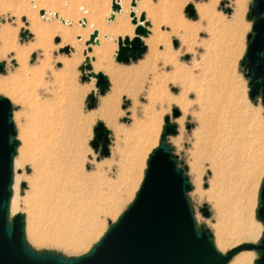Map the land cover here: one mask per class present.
Listing matches in <instances>:
<instances>
[{
  "label": "rangeland",
  "instance_id": "1",
  "mask_svg": "<svg viewBox=\"0 0 264 264\" xmlns=\"http://www.w3.org/2000/svg\"><path fill=\"white\" fill-rule=\"evenodd\" d=\"M7 1L10 4L8 12L0 10V29H13L8 37L12 48L0 57V65L3 66L0 80L5 77L4 80L12 86L13 94L0 92V96L7 98L11 104V120L16 132L14 138L18 140L12 163L8 220L11 221L16 214L24 216V239L33 250L60 254L66 258L78 257L91 250L135 198L144 178L148 155L159 143L166 116L177 127L175 137L168 136L165 142L178 167L188 177L191 189L186 192V197L196 228L208 229L214 246L221 253L232 249L229 245L222 248L217 244L215 213L219 204L213 198L198 199L191 164L196 160L201 161L200 188L207 190L213 176L209 165L211 161L217 166L236 162L244 165L247 171L255 167V175L248 187L252 197L248 216L251 224L258 227L254 239L240 241L237 245L259 243L264 233V223L256 216L264 179V103L260 96L253 100L249 98L248 78L244 77L240 64L246 49V35L251 32L252 21L246 16L253 0H243V5L240 2L241 21L238 19L236 49L233 47L232 54H228V45L233 39L227 21L235 13L234 0H138L136 11L138 14L143 11L150 23L149 35L145 40L147 53L142 57L147 62L138 71L141 73V83L133 82V74L131 77L123 74L121 68L115 65L112 49H108L103 59L98 57L97 60L100 63L105 60L107 64L101 66L109 75L111 93L99 97L96 107L91 110L86 108L85 99L93 86L80 82V73L76 68L81 59L77 60L70 52H63L62 58L58 56L59 47L73 46V29L70 25H62L55 17L41 18L39 10L50 12L51 17L57 12L58 18L64 17V21L69 19L67 23L71 20L72 28L84 18L88 27L96 18L101 20L103 26L111 0ZM130 1L122 0L124 14H116L119 15L117 20L126 24L129 23ZM189 4L195 11L193 17L185 12ZM128 27L131 25L128 24ZM65 30L72 33L67 41L63 38ZM56 32L62 35L59 44L54 40ZM174 42L177 44L174 45ZM22 47L28 48L23 63L15 55L16 49ZM95 51L99 52V49ZM43 53H47V59L42 71ZM70 57L76 60L72 70L64 62ZM22 67H26L24 74ZM32 71L38 73L33 74ZM213 72L220 74L218 84L222 82V85L218 86L219 91L210 88L209 80ZM182 93L188 95L186 100L191 103L190 110L185 112L173 101L163 103L166 97L178 98ZM213 94L221 95L218 106H215L217 122H212L215 126L211 125L212 130L209 127L207 131L206 126L203 127V110L209 105L206 95ZM230 104L232 108L236 106L237 115L245 110L247 115L251 114V118H231L227 107ZM173 110L179 112L177 117H173ZM98 121L103 122L110 131L107 157H101L90 146L92 128ZM135 122H138L141 130L129 133ZM150 125L148 140L141 144V136ZM178 136L182 139L179 145L173 141ZM233 171L231 173L234 174L236 171ZM49 185L50 189H47ZM222 192L223 195L230 194L227 184L223 185ZM47 193H61L62 197H72L77 203L91 202L98 206V227L80 248H64L61 244L34 241L30 227H36L38 236L44 238L52 234L56 222L52 212L43 215L42 203ZM15 197L19 203L16 202L14 207L12 198ZM222 204L225 207L229 205V209L232 207L235 211L231 210L239 216L240 200L234 198ZM204 207L208 210V216L202 213ZM232 241V236L228 235L226 243ZM247 251L254 253L255 264L258 253L255 250Z\"/></svg>",
  "mask_w": 264,
  "mask_h": 264
},
{
  "label": "water",
  "instance_id": "2",
  "mask_svg": "<svg viewBox=\"0 0 264 264\" xmlns=\"http://www.w3.org/2000/svg\"><path fill=\"white\" fill-rule=\"evenodd\" d=\"M137 0H131L135 7ZM108 20L122 11L117 0H111ZM185 12L193 17L194 8L189 4ZM43 11H40L42 14ZM134 27L132 38L117 39L115 60L129 63L143 56L147 47L142 38L149 34V21L142 11L136 16L129 12ZM247 19L252 21L251 32L246 35V49L241 59L243 75L248 78V96L251 100L260 96L264 103V0H253L249 5ZM25 19V18H24ZM98 31L94 30L86 44H97ZM56 42L59 38L55 39ZM177 43L174 42V45ZM87 50H90L88 47ZM69 53L70 48H62ZM1 68V65H0ZM80 80H95V90L85 99L88 110L97 105L98 96L109 89V81L101 71L94 72L90 58L80 65ZM179 112L173 110V117ZM164 128L158 145L147 158L144 178L131 204L112 223L101 239L89 252L78 257L66 258L51 252L33 250L24 239V216L16 214L8 220L11 197L12 163L18 140L11 120V104L0 96V264H227L242 250L258 253L255 264H264V233L258 244L242 243L226 253L216 249L208 229L195 226L186 192L191 189L184 170L178 167L167 142L168 136L176 134V125L164 118ZM90 146L101 157L109 155V129L101 121L92 128ZM203 215L208 216L206 207ZM257 219L264 223V179L259 192Z\"/></svg>",
  "mask_w": 264,
  "mask_h": 264
},
{
  "label": "bare ground",
  "instance_id": "3",
  "mask_svg": "<svg viewBox=\"0 0 264 264\" xmlns=\"http://www.w3.org/2000/svg\"><path fill=\"white\" fill-rule=\"evenodd\" d=\"M117 1H119V3L120 2L122 3V0H117ZM234 1L237 4L236 5L234 3L235 7H236L235 13H234V15L232 13L231 19L229 20V22L227 21V25H229V31H230V33L232 32V34H231L232 36L231 35L230 36L233 39L232 42L228 45V54H232L233 47H235V49H236L235 40H236V35L238 34L237 31L239 30L238 29V27H239L238 22L240 23V21H241L240 11H241V7L244 3L243 0H234ZM241 1H242V5H240ZM9 7H10V4L8 3L7 0H0V10L1 11H7V8H9ZM134 8L130 6L128 11L133 9L135 14L138 15L136 8L135 9ZM207 11H208V9H207ZM122 12H123V10L120 13H122ZM53 14L55 15V13H53ZM123 14H124V12H123ZM46 15H49L51 17L52 14L47 11ZM26 16H28V15H26ZM51 18L53 19L54 16ZM56 19L60 22L62 17L58 18V16H57ZM238 19H240V21H238ZM119 21L120 20H117V22H119ZM67 22H68V20L65 21V23H67ZM120 27H118L114 31H116L118 33L119 31H117V30H119ZM108 32H105V34L107 35L106 38H107V40L108 39L111 40L112 36H114L115 33H108ZM12 33H13V29L5 28V27L0 29V57L1 56L3 57L4 53H6L8 49L12 48L11 42L8 40L9 35H12ZM103 42H105V41H103ZM105 43H107V42H105ZM40 44H42V43H40ZM25 46H26V44H25ZM42 46H43V44H42ZM28 48H29V46H28ZM26 51H27V49L25 50V48L16 49L15 55H17V58L21 61V63H23L22 60H24ZM22 68H24V67H22ZM23 70L24 69H22V74H23ZM228 74H229V72H228ZM219 75H220L219 72L215 73V74L213 72L212 77L209 80L210 88H213V89L216 88L218 91H219L218 86L221 87V85H222V82L220 85L218 84V81H220ZM0 78H2V77H0ZM4 78H3V80H0V92L7 93V95H12L13 94V91L11 90L12 86L10 87L9 82H6V80H4ZM225 78H226V76H225ZM222 89H224V88L222 87ZM183 93L178 98H167L166 97L164 99L165 102H163V103H169L170 101H173L175 104L179 105V107L183 108V110L186 112L187 110H190L189 106L191 105V103L186 100V97H188V95H183ZM215 94L206 95V99L209 102V105L207 107H205L203 110V116H204V118H203V123H204L203 125L204 126L203 127L206 126V129L207 128L209 129V127L211 129V125H213L215 122H217V121H215V119H216V116L218 115L216 113H218V112H216L217 110L215 111V106L216 107L218 106V103H219L218 100H220L219 98L221 95H215ZM197 98H198V100H201L199 98V96H197ZM223 100H224V98H223ZM216 103H217V105H214ZM111 104H110V106H111ZM227 107H228V110L230 109L229 113L231 115V118H233V117L239 118L242 116L251 118V114L247 115L245 110L239 111V113H241L240 114L241 116L237 115L236 110H235L236 109L235 105L233 108H232L231 104L227 105ZM216 109H218V108H216ZM218 111H220V110H218ZM215 114H216V116H215ZM203 116H201V117H203ZM179 121L181 123V120H179ZM212 122H214V123H212ZM151 125L145 128V131H144L143 135L141 136V140H140L141 144H145L146 141L148 140L146 138H147V135H150V133H151V128H152ZM214 126L215 125H213V127ZM208 129H207V131H208ZM138 130H141L140 126L138 125V122H135V124H133L131 127V130H130L131 132H129V133H132V132L134 133V131H138ZM208 134H209V132H208ZM206 139H207V137H206ZM180 140H182L181 136H178V137L174 138L173 141L175 144H178L179 142H181ZM239 142H241V141H239ZM238 150H239V147H238ZM200 163H201V161H200ZM200 163L197 162V160L194 161L191 164V171L195 176V178H194L195 179V186H196L195 190H196L198 199H202L203 197L204 198L206 197L208 199L213 198L215 200L216 204H219V208L217 210V213H215L216 219H217V222L215 224L216 235H217V238H216L217 244L222 248H223V246L229 245L233 249L234 247L238 246L237 243H239L240 241L254 239L258 233V227L255 225L253 226L251 224V220L249 219V216H248V212H249V209L251 207V198H252L249 194L248 187H249L250 183H252V179L255 175V172H256V171L254 172L255 167H252L250 170L247 171V168H245L244 165H241V164L236 163V162L235 163H229V164H226L224 166H222V165L217 166V164L215 162L211 161V163L209 165H210V168L213 170V176H212V179L209 181V188L207 190H201V188H200V175L202 173H201V169L199 166ZM202 163H203V161H202ZM233 170L236 172H234ZM231 171H233L234 174L231 173ZM239 179H240V181L241 180L242 181L239 182L238 181ZM225 184H227L229 186V193H230L229 195H227L226 193H225V195L222 194L223 193L222 192L223 185H225ZM47 189H50V185L47 187ZM44 196H45V198H44L43 203H42L43 215H46V214H49L52 212L53 213L52 215L56 217V222L54 223V221H53L54 225L52 227V229H53L52 234L47 235L44 238H40L38 236L39 232H38V229L36 227L35 228L33 227V229L30 227V229L32 230L34 241H36L38 243L49 242L52 244L53 243L54 244H61L64 246V248H73V249L80 248L82 245H84L98 227V221H97V217H96L97 213L100 212L98 206L95 203H91V202L88 204L87 203L83 204V202L77 203L76 201H74L72 199V197H68L67 199H66V197H62L61 193H60V195L47 193ZM234 198H237L238 200L241 201V206H240L241 208L239 209V212H238L239 216H237L236 213L233 212L235 210H233L232 207H231V209L233 211L231 209H229L230 208L229 205H228V207H225L222 204V202H225V201L229 202V200H234ZM16 199L18 200V198H16V197L12 198V204L14 205V207L16 206V202H17ZM18 203L19 202H17V204ZM252 205H253V203H252ZM255 223L258 224L257 221H255ZM228 235L232 236L233 241L226 243V238ZM253 260H254V253L251 251L245 250V251L239 252L238 254H235L234 257L231 259V261L228 262L227 264H253Z\"/></svg>",
  "mask_w": 264,
  "mask_h": 264
},
{
  "label": "crops",
  "instance_id": "4",
  "mask_svg": "<svg viewBox=\"0 0 264 264\" xmlns=\"http://www.w3.org/2000/svg\"><path fill=\"white\" fill-rule=\"evenodd\" d=\"M120 4H121V8L123 10V3L120 2ZM110 5H111V1H110V4L107 6V8L110 9ZM109 12H110V10H109ZM55 14L58 15L57 12ZM116 14H115V18L113 20H108L107 18L110 15V13H108L107 17H105V22H104V25L103 26H101L102 25L101 20H99L97 18L94 20L93 24H90L89 27H88L87 20L84 18V24H80V22H79L76 25V27H74L75 29L72 28L73 27V23L71 22V20H70V23H65L64 22L65 18L62 17V21H60V23L62 25H70V28L73 29L72 30L73 31V34H74L73 37H74L75 40L72 41L73 46L72 45H64V46L59 47V54H58V56L60 58H62V53H63L62 52V48L69 47L70 48V53L69 54H71V55L74 54L77 57L76 58L77 60H80L81 59L77 63V65H76V68H78V70H79L80 65L84 62L85 57L86 56L89 57L90 58L91 65H92V68H93V71L94 72L101 71L108 78V81H109V89L107 90V92L104 95H108V94L111 93V81L109 79V75L103 70L104 68H102V66H106L107 65L106 62H105V60H103V61L101 60L102 63H100V62H98L97 59H98V57H102L103 54H105L108 51V49L111 48L112 51H113L112 56L114 57L115 65L117 67L121 68V70L123 71V74L124 75L129 74L130 77H131V75L133 74L132 77L133 78L135 77V79L133 80V82H135V83H141V73L138 72V71H141L142 66L145 65V63L147 62L144 59H142V57L147 53V49H146L145 53L143 54V56L141 58L135 60V61H130L129 63H126L125 64V63L117 62L115 60V51L117 50V39L119 37L124 38L125 36H128L129 38H132L133 35H134V27H135L131 23L130 17H129V23L128 24H129V26L131 25V27H128V24H126L125 21H119V22H117V16H119V15H116ZM128 15H129V13H128ZM138 15H136V16L138 17ZM118 27H120V28H119V30H117V31H119L117 33L114 30H116ZM94 30H97L98 31V35H97L98 43L97 44H90L89 46H87L86 42L89 39L90 34ZM56 31H58V30H56ZM105 32L115 33V34H114V36H112L111 40H109V39L107 40V38H106L107 35L105 34ZM102 33H104V36H103ZM71 35H72L71 30H65L64 33H63L64 41H67L68 39H70L71 38ZM147 37L142 38L143 41H144V43H145V45H146L145 40H146ZM56 38H59V41L58 42L55 41L57 44H59V43L62 42V35L60 33H58V32L55 33L54 40ZM105 40H107L109 44L108 43L102 44V42L105 41ZM88 47H90V50H87ZM146 47H147V45H146ZM22 48H25V47H22ZM26 49L28 50V48H25V50ZM95 49H99V52H96ZM27 52L28 51H26L25 57L27 56ZM43 54L45 56V59L43 58L41 60V61L44 62L43 65H42V71L44 69L43 66L46 65L45 62H46V59H47V57H46V54L47 53L46 54L43 53ZM99 54H101V55H99ZM25 57H24V59H25ZM103 57H102V59H103ZM16 58H17V55H16ZM75 61H76L75 58H71L70 57L69 60H65L64 61L65 62V66L67 68H69L70 70H72V67H73L72 65L74 64ZM152 61H153V59L151 57V65L153 66ZM60 66H61V63H60ZM24 68H26V67H24ZM24 68H22V69H24ZM61 68H62V66H61ZM25 71H26V69H25ZM136 72L139 73V75H137L138 78H136V75H135ZM37 73H38L37 71H33V74H37ZM79 73H80V77H81V72L79 71ZM80 82L82 83L81 80H80ZM87 83H91V85L93 86V88H91V90L88 92V94H89L91 91H94L95 90V86H94L95 80L93 78H91V80L89 82H87ZM104 95H102V96L99 95L98 96V99H99V97H103Z\"/></svg>",
  "mask_w": 264,
  "mask_h": 264
},
{
  "label": "built area",
  "instance_id": "5",
  "mask_svg": "<svg viewBox=\"0 0 264 264\" xmlns=\"http://www.w3.org/2000/svg\"><path fill=\"white\" fill-rule=\"evenodd\" d=\"M40 11H43V13L40 14ZM39 16H40L41 18H43V19H52L49 15H46V11H45L44 9H40V10H39ZM57 16H58L57 14L54 15L55 18H56ZM60 21H62V19H61ZM64 22H65V21H64ZM79 22H80V24H84V19L80 20ZM69 23H70V22H69Z\"/></svg>",
  "mask_w": 264,
  "mask_h": 264
},
{
  "label": "flooded vegetation",
  "instance_id": "6",
  "mask_svg": "<svg viewBox=\"0 0 264 264\" xmlns=\"http://www.w3.org/2000/svg\"><path fill=\"white\" fill-rule=\"evenodd\" d=\"M3 69V66L1 65V68H0V70H2ZM203 213V212H202Z\"/></svg>",
  "mask_w": 264,
  "mask_h": 264
}]
</instances>
